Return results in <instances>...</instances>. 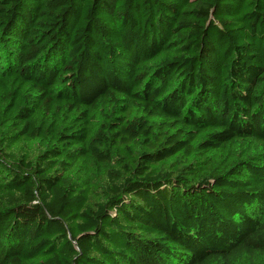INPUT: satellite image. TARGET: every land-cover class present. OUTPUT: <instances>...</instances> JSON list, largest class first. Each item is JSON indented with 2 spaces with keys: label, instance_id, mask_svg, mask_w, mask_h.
Listing matches in <instances>:
<instances>
[{
  "label": "trees",
  "instance_id": "1",
  "mask_svg": "<svg viewBox=\"0 0 264 264\" xmlns=\"http://www.w3.org/2000/svg\"><path fill=\"white\" fill-rule=\"evenodd\" d=\"M0 264H264V0H0Z\"/></svg>",
  "mask_w": 264,
  "mask_h": 264
}]
</instances>
